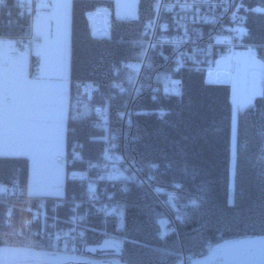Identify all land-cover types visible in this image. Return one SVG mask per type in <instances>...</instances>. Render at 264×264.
I'll return each mask as SVG.
<instances>
[{"label":"trees","instance_id":"obj_1","mask_svg":"<svg viewBox=\"0 0 264 264\" xmlns=\"http://www.w3.org/2000/svg\"><path fill=\"white\" fill-rule=\"evenodd\" d=\"M248 2L264 7V0ZM153 3L154 0H138L134 19L112 15L107 24L110 40H106L91 38L88 16L98 7L112 11L113 1L71 0L69 80L74 97L80 95L79 86L83 84H92L106 94L114 90L126 74L127 63L139 50L128 41L139 38L152 19ZM247 24V42L257 46L256 54L263 57L264 14H251ZM152 63L159 70L156 54L152 55ZM178 76L182 84L179 96L153 99L143 88L123 127L119 118L122 97L110 103L108 120L101 130H91L87 116L69 119L66 127L67 147L75 145L91 159L98 157L104 141L122 133L128 159L144 174L150 172L151 164L156 165L151 185L164 190L179 185V200L188 205L182 209V220L175 230L178 235L173 231L162 239L158 237L164 213L146 188L133 187L120 195L123 208L118 228L113 214L110 220L103 219L94 206L82 208L86 212L82 249L98 244L109 234L122 243V263L175 264L182 255L190 259L202 257L224 240L264 235V76L260 95L236 117L232 166L233 120L228 89L205 85L201 73L190 67ZM156 108L167 113L160 119L136 113ZM232 167L233 183L229 188ZM27 178L26 158L0 157V182L11 185L14 180L13 186L19 188L11 199L0 195V246L47 251L49 247L39 234L29 235L24 217L16 210L6 215L13 201L17 204L20 198L30 197L25 193ZM78 186V182L67 180L62 197L75 193Z\"/></svg>","mask_w":264,"mask_h":264},{"label":"built area","instance_id":"obj_2","mask_svg":"<svg viewBox=\"0 0 264 264\" xmlns=\"http://www.w3.org/2000/svg\"><path fill=\"white\" fill-rule=\"evenodd\" d=\"M36 7L34 0H0L1 72L9 69L11 61L26 57L31 44L39 41L36 31ZM154 7L158 11L168 9L172 13L171 20L157 26L154 19L149 26L151 31L145 33L143 39L134 42L139 50L127 64L128 74L117 82L115 92H98L92 84H87L82 89L88 96L97 100L92 106L97 122L105 125L108 120V103L117 95H123L120 112V124L123 127L132 113L131 107L140 86L142 71L149 66L152 52L158 54L162 63L165 66L168 64L171 71L193 68L200 71L205 82L213 86L229 85L237 94H249L248 90L252 85L259 92L262 91L264 70L258 68L257 62L264 68V56L251 53L255 45L247 42V18L249 13L263 12V9L242 0H181L180 4L157 0ZM217 9L221 11L219 16L214 15ZM102 13L104 19L100 21L99 26L96 19ZM107 14L109 11L106 8L96 9L92 13L93 37H109ZM204 40L216 50H203ZM162 47L169 48L171 55L163 52ZM254 75L257 76V81H254ZM179 91V82L167 73L155 75L151 79L150 93L153 99L175 95ZM166 113L165 109L156 111L159 118L164 117ZM123 147L122 141L104 144L103 150L94 159L84 157L75 149L69 158L55 156L56 164L66 165L68 168L78 167L71 171L72 180L79 183L77 191L67 197H25L27 208L37 215L40 227L34 235L43 237L50 253L71 254L75 251L77 243L84 239V206H94L103 219H107L112 214L122 212L123 200L120 195L133 187L149 189L154 204L171 220L181 218L176 210L179 186L163 191L159 188L151 189L152 171L156 165L151 164L150 172L144 174L140 167L125 159L122 154ZM119 149L121 152H118ZM14 183V180L11 185L0 182V194H7L9 187ZM63 206L65 210L62 209ZM6 215H10L7 210ZM107 240L113 250L117 251L121 247L117 238L109 237ZM107 240L103 239L101 242Z\"/></svg>","mask_w":264,"mask_h":264},{"label":"crops","instance_id":"obj_3","mask_svg":"<svg viewBox=\"0 0 264 264\" xmlns=\"http://www.w3.org/2000/svg\"><path fill=\"white\" fill-rule=\"evenodd\" d=\"M112 1L116 15L118 0ZM39 6V41L26 57L0 71V157L28 160L27 186L29 182L37 186L41 174L57 184L41 194L29 186L26 195L61 197L72 172L56 165L53 158L66 151L68 120L85 115L88 107L85 99L74 97L70 90L71 0H40Z\"/></svg>","mask_w":264,"mask_h":264},{"label":"bare ground","instance_id":"obj_4","mask_svg":"<svg viewBox=\"0 0 264 264\" xmlns=\"http://www.w3.org/2000/svg\"><path fill=\"white\" fill-rule=\"evenodd\" d=\"M156 1L157 0H154L153 6L154 5L156 6ZM165 1L166 2H173L175 4H180V2H181V0H165ZM242 1H244V3H247L248 2V0H242ZM257 6H259L260 9H263L264 10V7H262L260 5H257ZM153 10H154V14H153V17H152V21L155 19L156 20V23H157V26L161 25L164 22H169L171 20L172 13L169 12L168 9L164 8V9L158 11L157 8L154 7ZM108 11H109V14L106 15L107 24H108V20L110 19V17L112 16V13H113L110 9ZM220 13H221V11L219 9H217L214 15L219 16ZM252 14H261V11H254ZM90 18H91V16H90ZM103 19H104V14L102 13L96 19V23H98V25L100 26L101 25V22L103 21ZM247 21H248V19H247ZM247 27H248V24H247ZM89 31H90L91 38L110 40V33H109L108 25H107V31H108V35H109L108 38H104V36H101L102 38H96V37H93L92 36L91 20H89ZM150 31H151V27L144 26L143 30L140 33V37L137 38V39H135V40H130L128 42L131 45L136 46L134 44V42L143 39V35L145 33H149ZM248 33L250 35L249 27H248ZM35 43H37V42H33L31 44L29 50L31 49L32 45H34ZM202 49L203 50H206V51L216 50L215 48H212V47L209 46V43H208L207 40H204L203 41ZM157 50H159V49H157ZM161 50L163 52L167 53L169 56L171 55V52H170L169 48L162 47ZM153 54H154L153 52L150 54V64H149V66L145 67L143 69V71H142V75H141V78H140V86H139V89H138V91L136 93V97H135L134 101L137 99L139 93L141 92V90L143 88L147 89L148 92L150 93V89H151V79H152V77L155 76V75L161 74V73H167V74H169L170 77H172L173 79L177 80L179 82V84H180V91L177 94H175V95H165L164 97H176V96H179L180 93H181L182 84H181V80H180L178 74L183 69L178 70V71H171L169 69V65L168 64L166 65V69H164V65L162 64V61L160 59V56L158 54H156L158 56L159 60H160V67H161V68L159 67V70H158V69H156L154 67V65L152 63V55ZM131 61H129V62H131ZM254 62H256V61L254 60ZM257 64H258V68L260 70H264V68L262 67V65L259 62H257ZM127 74H128V71H127V68H126V74H125V76ZM125 76L123 78H125ZM202 81H203V83L205 85L213 86V85H211L209 83H206L205 80H204V78H203V76H202ZM85 85H87V84H83V85H80L79 86L80 98L85 99V102L87 103V107H88L87 113L85 115H82V116L83 117H85V116L88 117V127L91 130H101L102 128H104V124L97 122L96 117H95V114H94V112L92 110V106H93V104L95 102H97V100H96V98H93L92 96L90 97V96L87 95V93L83 92L82 89H83V87H85ZM225 87L228 89V92L231 94V91H230L231 90V87L229 85H225ZM112 92H115V88H114V90ZM250 93H251V89L249 91V94ZM118 97H122L123 98L124 96L123 95H117L115 97V99L118 98ZM114 100H110V102L108 103L107 113H108V110H109L110 103L112 101H114ZM161 109H163V108H156V109H151V110H138V111H143V112H146V113H137L138 111L136 113L137 114H143V115H145V114L152 115L153 114L157 119H160L159 117H157L156 111L161 110ZM231 110H232V105H231ZM241 111L242 110H240L239 112H241ZM239 112H237L236 115H238ZM132 113H133V111H132ZM119 118H120V114H119ZM120 122H121V119H120ZM120 141H122V144L124 145V147L122 148V154H123V156L125 157L126 160L132 162L130 159H128V157L125 154V149H124L125 148V140H124V136H123L122 133H120L117 136L116 139L104 141L102 143L101 150H103L104 144H109L110 145L112 143L120 142ZM74 149L77 150V151H79L76 148L75 145H70L68 147L66 145V151L64 153L60 154V155H57V156H64L65 158H69L71 156L72 150H74ZM118 152H121V150L119 149ZM54 158H53V161L55 162ZM55 164H56V162H55ZM56 165L61 166V167H66V165H61V164H56ZM69 170L72 171V168H69ZM231 173L232 172H230V175H231ZM67 180L73 181L72 178H71V175H68V177L66 178V181ZM153 180H154V176H153ZM26 188H27V184H26ZM152 188H158V187L156 185H152L151 186V189ZM18 189L19 188H18L17 185L16 186H11V187H9L7 194H0V195L4 199H9V198L11 199L14 196L13 194H16V195L18 194ZM147 191L150 193V190L149 189H147ZM30 197H35V196H30ZM42 197H53V196H42ZM37 198H39V197H37ZM26 203H27V201H26V198L25 197L24 198H20V201L17 204H16V202L13 201L10 205L7 206V209L6 210L9 211L11 214L13 213V210H16V213L19 216L24 217V219H25V222L24 223H25V226H26L25 228H26L27 232L29 233V235L30 236H33L35 233H37L40 230V227H39L38 222H37V215L32 210H30V209L27 208V204ZM177 204H178L177 210L179 211L178 213L181 215L182 214V209L184 208V206H183L184 202H181L179 200L178 192H177ZM181 220H182V216H181L180 219L171 220L169 217H167L166 214H164V220L160 224L159 231L157 232L158 237H160L162 239L163 237H165L166 235L172 233L173 231H174L173 233H175V234L178 235V231H175V230L177 228L178 223L181 222ZM243 238H250V237H243ZM119 242H120V244H122L120 240H119ZM253 244H257V245L264 244V238L253 239V240L248 239V240L240 241L239 243L226 242V243H223V244L218 245V246H215V247H210L207 250V252L205 253V255L202 256V257H200V259L198 261V264H223V263H225L228 260H232L233 257H234L233 255L232 256H229L228 255V253H227L228 250H230V249H232L234 247L248 246V245H253ZM47 252H49V251H47ZM246 252H248V251H246ZM50 254H53V253H50ZM53 255H58V254H53ZM64 255H67V254H64Z\"/></svg>","mask_w":264,"mask_h":264},{"label":"water","instance_id":"obj_5","mask_svg":"<svg viewBox=\"0 0 264 264\" xmlns=\"http://www.w3.org/2000/svg\"><path fill=\"white\" fill-rule=\"evenodd\" d=\"M264 238L253 236L250 238H238L224 240L212 247L226 242L239 243L243 240ZM96 251L101 253L95 258ZM248 251V252H246ZM85 252L91 256L53 255L47 251L34 250L25 247L0 246V264H125L119 259L121 253L114 251L110 241L101 242L98 246H86ZM229 256H234L223 264H264V244L234 247L227 251ZM200 258H192L188 264H198Z\"/></svg>","mask_w":264,"mask_h":264},{"label":"rangeland","instance_id":"obj_6","mask_svg":"<svg viewBox=\"0 0 264 264\" xmlns=\"http://www.w3.org/2000/svg\"><path fill=\"white\" fill-rule=\"evenodd\" d=\"M137 1L138 0H118L117 2V6H116V15L114 14V11H113V8H112V15L118 19H123V20H128V19H134L136 18V5H137ZM35 2V6L37 5L36 7V11L40 13V16H41V13H42V10L40 9V0H34ZM249 5H253V4H250ZM101 8H106V7H98L96 9H101ZM154 8V6H153ZM96 9H94L88 16V20H91L90 16L92 15V13L94 11H96ZM108 9V8H106ZM41 10V11H40ZM109 10V9H108ZM252 13H249L248 14V17L251 15ZM261 14H264V12H261ZM92 17V16H91ZM248 19V18H247ZM152 19L150 21H148L145 26L146 27H149L150 26V23H151ZM106 25H107V21H106ZM256 47L257 46H254V48H252V51L251 53L253 55H256ZM251 50V48H250ZM257 56V55H256ZM264 56V55H263ZM200 72V71H199ZM201 73V72H200ZM202 75V73H201ZM254 81H257L258 78L256 75H254ZM251 89V93L250 94H237L235 92V90H230L231 91V94L229 93V96H230V101L232 102V127H233V134H232V142H231V154H232V161H231V166L233 165V155H234V131H235V120H236V117H237V112H239L240 110H243L246 106H249L252 104L253 100L255 99L256 96L260 95V92L258 91V89L252 85V87L250 86L249 90L250 91ZM263 89V88H262ZM248 91L246 93H248ZM83 99V98H81ZM165 116V115H164ZM67 145V144H66ZM102 151V150H101ZM101 153V152H100ZM99 156V155H98ZM55 157V156H54ZM231 175H230V180H229V188H232V175H233V167L232 169L230 170ZM41 176L40 178H42L41 180H38L37 181V186H30V182H29V185L27 186V188H29V186L31 188H33L34 192L36 194H41L43 192H46V190H49V192H51V190L57 186V184L50 180L46 175L44 174H41L39 175ZM45 176V177H43ZM27 182H28V178H27ZM3 183V182H1ZM4 184V183H3ZM176 185H174L173 187H175ZM179 186V185H178ZM172 188V187H171ZM160 190H164V189H161L159 188ZM170 189V188H168ZM167 190V189H165ZM178 192V191H177ZM151 195V194H150ZM39 197H42V196H39ZM176 204H177V200H176ZM188 203H184L183 206L185 208V206L187 207ZM178 208V204L176 205V210ZM179 211H177L178 213ZM164 213V212H163ZM121 212L120 213H117L115 214L114 216L115 217V224H116V227H120L121 226ZM165 214V213H164ZM182 216V214H181ZM111 218H109L110 220ZM165 223V222H164ZM86 235V234H85ZM41 236V235H40ZM42 237V236H41ZM85 237V236H84ZM109 237H114L112 235H109V234H105L103 237H102V240L103 239H108ZM43 239V237H42ZM44 240V239H43ZM84 240V239H83ZM82 240V241H83ZM101 240V241H102ZM82 241L81 243L78 242L77 243V246H76V249L75 251H72L70 255H76V256H91L88 252H85V248H83V245H82ZM101 241L98 243V244H95V245H87V246H98L101 244ZM111 246V245H110ZM86 247V246H84ZM121 249H122V244H121V247L117 250L121 253ZM115 251V250H114ZM101 252L100 251H96L95 255H93L92 257H97ZM120 258V257H119ZM200 258V257H199ZM189 257L187 255H182L180 260L177 261L175 264H188V261H189Z\"/></svg>","mask_w":264,"mask_h":264}]
</instances>
